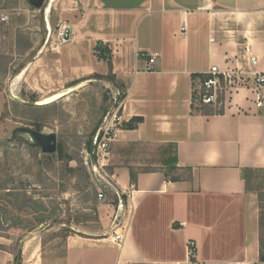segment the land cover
Returning <instances> with one entry per match:
<instances>
[{
	"label": "crops",
	"instance_id": "crops-1",
	"mask_svg": "<svg viewBox=\"0 0 264 264\" xmlns=\"http://www.w3.org/2000/svg\"><path fill=\"white\" fill-rule=\"evenodd\" d=\"M70 11L61 22L71 41L44 50L33 66L42 61L55 79L71 82L67 87L111 72L114 89H124L112 142L168 147L176 167L191 173L172 182L161 159L133 185L129 168L154 166H114L111 181L126 197L125 226L66 237L64 264H192L188 242L196 248L193 264H264L257 196L244 180L247 170H264V101L258 107L253 90L241 87L222 106L192 102L196 79L212 68L264 72V0H78ZM99 42L111 51L110 69L96 58ZM133 118L141 119L136 129L122 130ZM29 243L22 264H44L31 260ZM13 262L0 251V264Z\"/></svg>",
	"mask_w": 264,
	"mask_h": 264
},
{
	"label": "rangeland",
	"instance_id": "rangeland-1",
	"mask_svg": "<svg viewBox=\"0 0 264 264\" xmlns=\"http://www.w3.org/2000/svg\"><path fill=\"white\" fill-rule=\"evenodd\" d=\"M77 1L55 0L46 15L49 0L40 10L26 0H0V15L8 18L0 29V251L14 264L24 260L25 241L30 242L31 260L64 264L66 237L123 229L128 208L124 195L120 206L116 195L120 191L111 181L113 167L142 163L158 169L161 159L171 157L160 148L122 147L109 141L105 153L97 155L94 149L92 160L94 138L101 141L100 129L117 113L124 89H114L118 82L111 72L95 73L67 87L71 82L55 79L42 61L33 66L44 50L63 47L55 44L57 25ZM23 67L28 71L21 80ZM53 93L56 100L38 104ZM19 129L55 134L63 161L56 153L44 159L40 148ZM250 180L249 189L263 197L264 173L250 175ZM261 206L264 212V198ZM42 217L44 221L37 223Z\"/></svg>",
	"mask_w": 264,
	"mask_h": 264
},
{
	"label": "built area",
	"instance_id": "built-area-1",
	"mask_svg": "<svg viewBox=\"0 0 264 264\" xmlns=\"http://www.w3.org/2000/svg\"><path fill=\"white\" fill-rule=\"evenodd\" d=\"M7 22L8 18L4 15H0V29L2 26L7 24ZM71 39L72 30L70 26L64 22L59 23L55 33V44L57 46H65L71 41ZM48 40L49 38L46 43ZM153 61L154 57H151L149 63L153 64ZM256 64V59L254 57H250L249 65L254 68ZM151 70V68L147 69V71ZM241 87L253 90L256 105L258 107L262 106L264 98L261 96V92L264 88V72L251 71L246 74L240 70L220 71L216 68L210 69L206 74L199 76L196 79V85L193 88L192 93V102L198 108L203 106H222L231 98L233 92ZM106 122L107 118L105 119L104 125ZM119 124L120 117L116 113L112 115L110 122L105 129H100V132L103 131L101 141L98 142V136H96L93 141L97 155L100 152L105 153L108 142L114 139L116 129ZM116 195L120 200V206H122L121 197L122 195H125L124 192H116ZM116 239L119 240V237L116 236ZM187 253L188 257L196 253L194 243H187Z\"/></svg>",
	"mask_w": 264,
	"mask_h": 264
},
{
	"label": "trees",
	"instance_id": "trees-1",
	"mask_svg": "<svg viewBox=\"0 0 264 264\" xmlns=\"http://www.w3.org/2000/svg\"><path fill=\"white\" fill-rule=\"evenodd\" d=\"M95 54H96V58L98 59V61H102L104 62L107 67L110 69L111 68V59H112V54L111 51L109 50L107 45H104L102 43H97L96 47L94 48ZM122 96V94L119 96V98ZM34 102V101H33ZM211 112V111H208ZM141 123V119L140 118H133L132 120H130L129 122L126 123H122L121 124V129L122 130H134L136 129V127ZM32 146L35 147L34 144H31ZM162 151L164 153H168L171 154L172 157L169 158H163L162 159V163L164 165V167H166L165 171L167 172L165 174V178H169L170 181L172 182H176V181H180L182 179H186L190 177V173L191 170L190 169H181V168H177L176 167V158L174 157L173 151L170 150L168 147L162 148ZM54 155H43L44 159H51ZM65 154L64 151L62 149L61 145H57V150H56V157L59 161H63ZM154 169H141L138 172L134 171L133 168H129V174H130V183L131 184H135L136 183V177L138 173H145V172H154ZM180 171H185V174H178V172ZM255 173H264V170H247L244 173V180L246 182V185L249 189V183H250V175L253 176ZM9 197H13V195H11V192H7ZM264 196L262 197L259 193L257 194V201H258V207H259V222H258V226H259V261L261 263H264V237H263V231H264V212H263V207L261 206V202L263 201ZM27 208V204L24 203L23 208L22 209H26ZM22 211V210H21ZM43 218V217H42ZM44 221L43 219H38L37 223H41ZM190 262L193 264L195 263V253L189 257Z\"/></svg>",
	"mask_w": 264,
	"mask_h": 264
},
{
	"label": "water",
	"instance_id": "water-1",
	"mask_svg": "<svg viewBox=\"0 0 264 264\" xmlns=\"http://www.w3.org/2000/svg\"><path fill=\"white\" fill-rule=\"evenodd\" d=\"M30 7H32L34 10H40L43 8L44 3L46 0H26ZM18 132H22L30 136V138L33 140L34 144L37 145L42 154L45 155H53L56 153L57 150V138L55 134H42L39 132L31 131V130H25V129H19ZM95 149L94 144L90 148L91 153V159L93 160V151Z\"/></svg>",
	"mask_w": 264,
	"mask_h": 264
},
{
	"label": "bare ground",
	"instance_id": "bare-ground-1",
	"mask_svg": "<svg viewBox=\"0 0 264 264\" xmlns=\"http://www.w3.org/2000/svg\"><path fill=\"white\" fill-rule=\"evenodd\" d=\"M54 1L55 0H49V5H48V7L46 9V15L49 13L50 8H51V6H52V4H53ZM48 29L50 30L49 24H48ZM57 98H58L57 95H55V96H52V97L43 99L42 101L38 102V104L39 105L47 104V103H49V102H51L53 100H56Z\"/></svg>",
	"mask_w": 264,
	"mask_h": 264
}]
</instances>
